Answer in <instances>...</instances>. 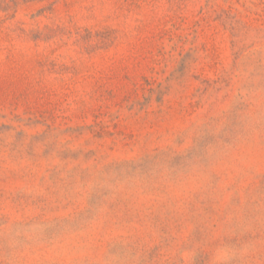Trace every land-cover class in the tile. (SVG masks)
I'll return each instance as SVG.
<instances>
[{
    "label": "rangeland",
    "instance_id": "1",
    "mask_svg": "<svg viewBox=\"0 0 264 264\" xmlns=\"http://www.w3.org/2000/svg\"><path fill=\"white\" fill-rule=\"evenodd\" d=\"M0 264H264V0H0Z\"/></svg>",
    "mask_w": 264,
    "mask_h": 264
}]
</instances>
